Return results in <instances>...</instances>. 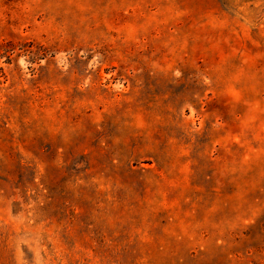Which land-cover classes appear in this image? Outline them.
<instances>
[{
	"label": "rangeland",
	"instance_id": "rangeland-1",
	"mask_svg": "<svg viewBox=\"0 0 264 264\" xmlns=\"http://www.w3.org/2000/svg\"><path fill=\"white\" fill-rule=\"evenodd\" d=\"M0 264H264V0H0Z\"/></svg>",
	"mask_w": 264,
	"mask_h": 264
}]
</instances>
